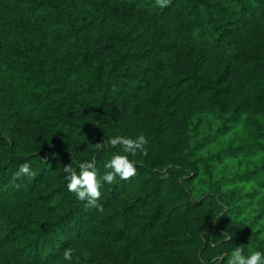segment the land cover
I'll return each mask as SVG.
<instances>
[{
    "label": "trees",
    "instance_id": "obj_1",
    "mask_svg": "<svg viewBox=\"0 0 264 264\" xmlns=\"http://www.w3.org/2000/svg\"><path fill=\"white\" fill-rule=\"evenodd\" d=\"M105 2L139 6L135 22L109 15ZM63 88L73 109L58 98ZM114 94L155 121L139 125L138 110L117 109ZM201 110L220 125L206 139L193 122ZM244 120L249 138L197 157ZM141 133L152 140L147 155L129 154L135 176L102 182L103 212L68 192L65 166L94 159L100 179L120 150L97 145ZM263 154L264 0H169L164 9L155 0H0V264H67L69 248L73 264H127L109 250L117 242L149 264L199 263L212 250L194 230L221 220L196 215L189 175L202 182L209 166ZM177 156L182 165L170 166ZM25 162L33 174L14 180ZM263 176L264 164L230 182ZM173 214L191 230L164 237L170 249L160 251L153 231Z\"/></svg>",
    "mask_w": 264,
    "mask_h": 264
},
{
    "label": "rangeland",
    "instance_id": "obj_2",
    "mask_svg": "<svg viewBox=\"0 0 264 264\" xmlns=\"http://www.w3.org/2000/svg\"><path fill=\"white\" fill-rule=\"evenodd\" d=\"M105 3L107 4L106 6L103 5L102 10L106 9L112 17H118L131 23L135 22V10L139 9V6L136 7L134 3ZM162 63L159 62V64L165 65L164 62ZM109 80L107 79L105 83L107 84ZM59 91L58 98L67 107L77 106L78 101L75 96H72L69 89L63 88ZM114 95L112 97L117 103V109L125 108L128 111L135 112L138 110L139 113L137 116L135 115V119L139 121V125L155 121L153 118H145L148 112L138 100L126 96H121L118 100V97ZM77 110L83 109L78 107ZM115 111L121 112L122 110ZM198 113L199 115L193 119V122L199 124L200 139H206L212 133L219 132L220 125L214 122L209 113L205 110ZM151 114L153 115V113ZM14 125H17L16 122L12 124V127ZM20 125L22 131L27 132L33 129L32 125H35V123L28 124L27 121L23 120ZM170 128L173 129L174 127L171 126ZM250 130L246 120H244L240 126L233 127L228 133L221 135L213 144L205 145L202 151L197 152V157L206 159L221 149L238 146L232 144L249 138ZM170 134L173 133L168 132V138ZM195 146L197 147V145H194L193 149H195ZM181 160L182 157L177 156V160H174L170 166L182 165ZM263 164L264 154L248 159L242 157L239 160H226L222 165L209 166V175L204 178V173H202V179L204 178L202 182L199 178H195L193 174L189 175L190 180L187 183L197 202L196 215L216 217L221 220L209 232L199 229L194 230L196 233L195 240L200 241L201 244L208 241L212 250L205 258L201 256L199 263L194 260V264H221V257H223L224 264H227L231 251L234 247L240 245L245 246V254H247L250 247L256 245L264 249V238H262V234H264V176L261 180L249 178L242 182H230L235 176L254 172L257 167ZM179 220H182L180 215L173 214L165 217L158 229L153 231L155 244H152V246L159 247L160 251L169 250L170 248L165 244L168 239L164 237H175L184 228L191 230L189 226H182L183 222ZM208 238L209 240H207ZM175 249V253L182 251L181 248L175 247ZM109 250L114 254H118L120 259L126 261L127 264H149L144 259V255L129 244L122 242L110 243Z\"/></svg>",
    "mask_w": 264,
    "mask_h": 264
},
{
    "label": "clouds",
    "instance_id": "obj_3",
    "mask_svg": "<svg viewBox=\"0 0 264 264\" xmlns=\"http://www.w3.org/2000/svg\"><path fill=\"white\" fill-rule=\"evenodd\" d=\"M168 4L169 0H155V7L160 9L166 8ZM148 144L149 140L143 133L136 136L135 139L121 135L107 137L106 143L97 146L106 145L109 149H119L120 151L114 152L111 158L106 161L103 176L98 179V168L94 159L78 161V170L73 168L72 164L65 166L63 179L66 181L68 192L73 193L75 198L83 202L86 208H94L98 212H103V205L100 203L103 195L101 191L102 182L111 185L117 178L124 181L135 176L137 173L136 160L130 159L129 154L132 157L137 154L146 156ZM32 174L30 164L25 162L16 172L14 180L22 176L30 177ZM262 238H264V234H262ZM62 260L67 264H73V250L71 248L63 252ZM220 260L221 264H224L223 257ZM227 264H264V249L256 245L250 247L245 254L244 245L236 246L231 251Z\"/></svg>",
    "mask_w": 264,
    "mask_h": 264
}]
</instances>
